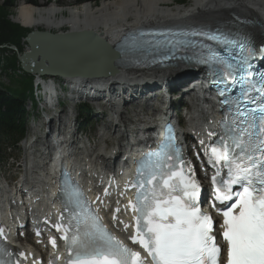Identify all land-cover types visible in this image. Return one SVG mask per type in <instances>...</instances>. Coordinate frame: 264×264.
Masks as SVG:
<instances>
[{"label":"snow or ice","instance_id":"snow-or-ice-1","mask_svg":"<svg viewBox=\"0 0 264 264\" xmlns=\"http://www.w3.org/2000/svg\"><path fill=\"white\" fill-rule=\"evenodd\" d=\"M185 35L208 36L221 46L233 44L241 50L238 60L212 55L220 76L228 82L219 92L225 108L224 132L216 134L219 142L211 146V154L205 152L208 162L217 166L212 177L217 185L215 200L225 206L219 226L222 240L217 241L213 217L201 210V186L194 169L184 167L169 126L158 149L139 162L137 179L131 185L137 188L135 202L126 205L135 213V234L129 238L146 255L134 251L108 229L78 183L66 173L61 186L66 212L61 223L55 225L67 242L66 264H264V74L249 70L250 59L259 49L246 43L247 36L241 40L239 33L230 37L219 29L212 34L193 31ZM128 40L138 47L153 44L139 37ZM190 43L168 39L155 46L163 44L174 57L180 45ZM231 85L239 88L238 95L226 94ZM221 165L228 170L227 179L221 175ZM233 186H239V190L233 191ZM130 226L124 224V230ZM51 243L55 246L56 240ZM12 255L0 245V264H21L5 259Z\"/></svg>","mask_w":264,"mask_h":264},{"label":"bare ground","instance_id":"bare-ground-1","mask_svg":"<svg viewBox=\"0 0 264 264\" xmlns=\"http://www.w3.org/2000/svg\"><path fill=\"white\" fill-rule=\"evenodd\" d=\"M115 1V3H111L109 0H103L99 5H94L90 1H87L77 6H58L56 3H49L48 5L34 4L27 0H22V2L17 5L12 19L23 27H35L36 29L39 26H43L47 28L44 31L49 32H53L51 31L52 29H56V32L92 31L96 36L114 45L121 40L122 36L127 31L139 26L206 23L210 26L218 27L220 24L227 21L231 22V19H233L232 14H236L253 20L254 24L247 25L246 28L253 34L257 42H264V0H190L188 6H181L182 4L179 2L176 4L180 5L174 6L173 3L177 0ZM229 15L231 16L230 18ZM64 28L66 29L63 30ZM112 67L119 68L117 65H112ZM187 71L188 67L185 64L178 63V65L170 71L135 70L127 72L119 68V72L116 75L107 78H55V81L58 82L62 80L65 85H69V90L72 91L71 100L73 101H71V103L73 104L77 102L78 98L84 96L95 98L97 95L111 94L110 96L113 99H110V107L113 113H117L118 116L121 117L123 121L122 126H125L123 129L125 134L121 135V137H123L130 131L131 126L142 117L141 108H143V105H139L138 102L141 103L143 100L150 101L152 98L151 101L155 100V94L161 88L154 91L150 89L160 84H169L178 81L181 78L177 79V77L180 74L187 73ZM198 73L200 74V72ZM53 79L54 78L51 80ZM41 84L44 89L39 88L40 97L44 98L49 103H56L55 105H58L57 103L60 98L53 93L54 86L55 91L58 90L57 85H52V82L48 81H43ZM84 92H88V94H84ZM145 93H147V95ZM118 96H121L122 99L118 98ZM144 96H146L145 99ZM207 96L208 95L203 91V87H199L196 93V99L193 101L192 117L185 119L186 123L192 124V126L196 128H201L205 125L206 115L214 112L212 108L202 103V98ZM118 103L125 106V108L121 110L116 108ZM52 105L53 104H51V106ZM130 112L133 113L132 117H128ZM62 116L63 114L60 113V117ZM115 126H118L117 123H115ZM119 128L115 127L112 134L114 135L121 132L122 128ZM58 130L59 134L63 132L61 126ZM112 134L110 133V135L104 136L103 139L107 141V139L113 136ZM134 139H136L134 150L137 151L140 149L138 145H140L141 142H147L148 138L144 133L142 135L137 134ZM79 142L81 141H76L77 144ZM56 143L58 147L53 152L51 169L47 168L42 170L39 167V163L31 162V160H29L25 169L27 172L25 180H30V182L33 183V189H42L41 193L37 195L38 200H45L48 194L51 193L49 183L54 180L55 170H58L57 167L61 165L76 169L78 172L79 170L85 169L88 171L89 177L95 176L96 172H98L96 169H90L87 163L84 164L85 166H81L72 162L61 148V142L57 140ZM115 147L116 146L113 148ZM133 154H135V152H133ZM111 156L112 154H109V157ZM121 171H123V168L118 169V172ZM124 179L127 180L126 176ZM1 183L0 212L5 210L7 204L16 200L12 191L7 189L6 183H4V181ZM87 187L92 189V184H88ZM36 201L37 200H35V202ZM29 207H32V209L42 215L43 218H49L53 211L52 207L47 206L46 203H42L40 207L36 208V204L33 201L29 203ZM19 209L20 208H18V211ZM17 214L20 220H22L24 217L23 211H19ZM121 221H123V223H121ZM16 224L20 223L15 221L14 227ZM124 224H127V218L121 216V220L116 225L121 233L127 231L124 230ZM18 246L21 247V250L32 249V247L22 245V243L18 244Z\"/></svg>","mask_w":264,"mask_h":264},{"label":"water","instance_id":"water-1","mask_svg":"<svg viewBox=\"0 0 264 264\" xmlns=\"http://www.w3.org/2000/svg\"><path fill=\"white\" fill-rule=\"evenodd\" d=\"M25 40L28 49L19 56V61L29 74L96 79L114 76L119 68H124L119 59L118 43L111 45L92 31L33 30Z\"/></svg>","mask_w":264,"mask_h":264},{"label":"trees","instance_id":"trees-1","mask_svg":"<svg viewBox=\"0 0 264 264\" xmlns=\"http://www.w3.org/2000/svg\"><path fill=\"white\" fill-rule=\"evenodd\" d=\"M90 0H81V2ZM99 1V0H96ZM114 3L115 0H109ZM14 3L6 1L0 6V45L15 46L22 53L23 40L28 30L9 19ZM3 68H19L18 54L9 56L2 63ZM34 75L25 74L16 80V85L4 90L0 86V156L8 145H15L26 131L27 112L25 99L27 92H33ZM6 146V147H5Z\"/></svg>","mask_w":264,"mask_h":264},{"label":"rangeland","instance_id":"rangeland-1","mask_svg":"<svg viewBox=\"0 0 264 264\" xmlns=\"http://www.w3.org/2000/svg\"><path fill=\"white\" fill-rule=\"evenodd\" d=\"M6 1H8V2H10V3H14V7L13 8H11L12 10L11 11H9L10 12V14H9V19L12 21V19H11V17H13V14L15 13V9H16V7H17V5L20 3V2H22V0H0V6H3L4 5V3L6 2ZM27 1H29V2H31V3H34V4H46V5H48L49 3L50 4H52V3H56V5H58V6H67V5H71V6H77V5H80V4H82V3H84V2H81V0H27ZM101 1H103V0H99V1H96V0H90V2L92 3V4H94V5H99L100 4V2ZM85 2H87V1H85ZM116 2V1H115ZM114 2V3H115ZM177 2H179L180 4H182L181 6H188L189 4H190V0H177V1H175L174 3H173V5L174 6H176V5H180V4H176ZM231 16L229 15V18H230ZM217 18V17H216ZM13 22V21H12ZM16 24H19V23H17L16 22ZM21 25V24H20ZM24 28H26V27H24ZM34 28V30H36V29H38V30H40V31H44V30H46L47 28H45V27H43V26H39L38 28H36L35 29V27H33ZM33 28L32 27H28V28H26L29 32L30 31H32L33 30ZM66 28H64L63 30H65ZM51 31H53V33H57L56 32V29H52ZM28 32V33H29ZM25 40V39H24ZM23 40V46H25V41ZM26 49V48H25ZM12 51H15V50H12ZM13 53V52H12ZM9 55V53L7 52V53H3V55ZM1 55H2V53H1ZM4 55V56H5ZM13 73V72H15V71H11V70H9V73ZM0 83L2 84V85H6V86H8V87H12V86H15L16 85V80H13L12 78H10L8 75H6V74H2V67H1V65H0ZM34 99V97L31 95V94H26V101H25V104H26V107H27V109L28 110H30V112H33V115H34V119L33 120H31V125H34V127L35 126H37L38 128H40L41 127V129H43L44 128V125L42 124L43 123V117H42V114H41V111L40 112H37L36 110H34L33 109V107L31 106V101ZM153 99V98H152ZM151 99V100H152ZM150 100V101H151ZM71 101H73V100H71ZM39 104L40 105H43V103L42 102H40L39 101ZM117 108H119V109H122V107L121 106H119V104H118V107ZM123 108H125V106H123ZM66 109L67 108H65L64 106H61L60 108H58V113L60 112L61 114H63V116H64V113H66ZM52 110V109H51ZM112 110V109H111ZM132 114L133 113H130V116H132ZM48 115H50V114H48ZM107 116L108 115H105V116H103V122H104V127L106 128V127H108L110 130H114L115 129V127L114 126H112V124H110L109 123V119H107ZM110 120L112 121V118H110ZM34 127H33V129H34ZM124 128H125V126H124ZM120 129V128H119ZM35 130V129H34ZM36 131V130H35ZM123 131V129L121 130V132H119V133H116V134H114V135H117V134H125L124 133V131ZM112 132L113 131H110L109 132V134L108 135H110V133L112 134ZM97 133V132H96ZM96 133L95 134H93V133H87L86 135H84L83 136V138H85V139H87L88 137H90V138H94L95 137V135H96ZM40 134V133H39ZM37 135H38V133H37ZM113 135V134H112ZM113 135V136H114ZM113 138H116V136H114ZM114 144H116V143H118V140H115L114 142H113ZM15 154H20L21 155V159L22 158H24L25 157V154L24 153H19L18 151H11V150H9L8 151V153H6L5 155H3L1 158H0V176H2V175H4L6 178H10V179H12L11 177H13V176H17V177H21V176H23L24 174H25V170H24V166H21V168L20 167H18V165L17 164H13V161H12V159H8L7 160V157L10 155V156H14ZM19 155V156H20ZM20 161V160H19ZM22 162L24 163V159L22 160ZM13 178H15V177H13Z\"/></svg>","mask_w":264,"mask_h":264}]
</instances>
